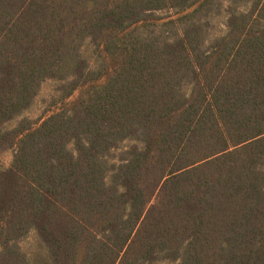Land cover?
Segmentation results:
<instances>
[{"label": "trees", "instance_id": "1", "mask_svg": "<svg viewBox=\"0 0 264 264\" xmlns=\"http://www.w3.org/2000/svg\"><path fill=\"white\" fill-rule=\"evenodd\" d=\"M7 151L0 264H264V0H0Z\"/></svg>", "mask_w": 264, "mask_h": 264}, {"label": "rangeland", "instance_id": "2", "mask_svg": "<svg viewBox=\"0 0 264 264\" xmlns=\"http://www.w3.org/2000/svg\"><path fill=\"white\" fill-rule=\"evenodd\" d=\"M223 21L222 18H219L216 23V27L214 28V31L216 33L220 32V30L223 28ZM55 89V83L52 81H48L44 84L41 94L39 98L36 100L32 108L28 111V116L33 119L37 120L38 118L48 115L51 112H47L48 109L56 110V108L52 107V97ZM79 95V92L75 93V95L69 99V101L74 100ZM47 112V113H46ZM13 152L7 151L0 154V167L8 166L12 160Z\"/></svg>", "mask_w": 264, "mask_h": 264}]
</instances>
